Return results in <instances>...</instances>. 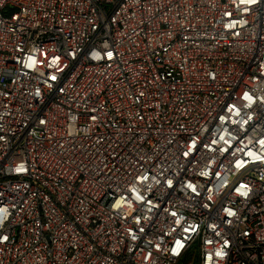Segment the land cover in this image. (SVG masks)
I'll use <instances>...</instances> for the list:
<instances>
[{
  "label": "built area",
  "instance_id": "1",
  "mask_svg": "<svg viewBox=\"0 0 264 264\" xmlns=\"http://www.w3.org/2000/svg\"><path fill=\"white\" fill-rule=\"evenodd\" d=\"M264 264V0H0V264Z\"/></svg>",
  "mask_w": 264,
  "mask_h": 264
},
{
  "label": "rangeland",
  "instance_id": "2",
  "mask_svg": "<svg viewBox=\"0 0 264 264\" xmlns=\"http://www.w3.org/2000/svg\"><path fill=\"white\" fill-rule=\"evenodd\" d=\"M196 257L194 255H186L178 264H197Z\"/></svg>",
  "mask_w": 264,
  "mask_h": 264
}]
</instances>
